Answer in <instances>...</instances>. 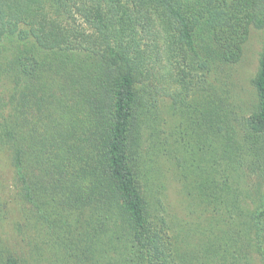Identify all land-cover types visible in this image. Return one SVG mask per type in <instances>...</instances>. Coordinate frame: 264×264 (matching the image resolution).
Segmentation results:
<instances>
[{"label": "trees", "instance_id": "trees-1", "mask_svg": "<svg viewBox=\"0 0 264 264\" xmlns=\"http://www.w3.org/2000/svg\"><path fill=\"white\" fill-rule=\"evenodd\" d=\"M0 264H264V0H0Z\"/></svg>", "mask_w": 264, "mask_h": 264}, {"label": "rangeland", "instance_id": "rangeland-1", "mask_svg": "<svg viewBox=\"0 0 264 264\" xmlns=\"http://www.w3.org/2000/svg\"><path fill=\"white\" fill-rule=\"evenodd\" d=\"M262 50V32L252 30L250 39L246 45L244 52V59L238 66L235 82L228 83L226 91H221L226 98L225 105L231 112L232 125L236 129V138L243 146L242 155H249L250 149L245 147V140L249 138V130L247 129V119L250 118L251 113L254 110L253 102L255 100V94L251 85V78L257 72L260 53ZM235 84V86L233 85ZM222 99V98H221ZM164 123L161 122L160 128H167ZM171 132V130H169ZM252 154H255L252 152ZM215 159L218 155H214ZM171 160H163V164L172 176L175 168L172 165ZM5 166V163L3 162ZM8 168V167H7ZM6 170V169H5ZM9 170V169H8ZM175 180L171 177L170 182H167L170 201L174 206L178 207L180 199L178 196V185L175 184Z\"/></svg>", "mask_w": 264, "mask_h": 264}]
</instances>
